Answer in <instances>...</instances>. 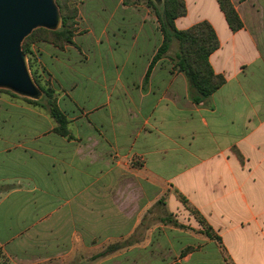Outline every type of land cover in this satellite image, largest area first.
I'll return each mask as SVG.
<instances>
[{
  "label": "crops",
  "instance_id": "1",
  "mask_svg": "<svg viewBox=\"0 0 264 264\" xmlns=\"http://www.w3.org/2000/svg\"><path fill=\"white\" fill-rule=\"evenodd\" d=\"M191 1L207 11L184 22L185 0L175 24L213 26L219 47L209 62L225 77L203 103L189 99L167 58L144 82L161 35L150 14L122 0L92 2L93 25L109 33L104 43L92 32L84 39L86 62L76 60L80 32L76 46L38 50L75 139L55 133L45 111L0 99L2 257L40 263L80 242L101 250L134 234L99 264H264V0H231L236 31L216 0ZM162 210L184 227L152 219Z\"/></svg>",
  "mask_w": 264,
  "mask_h": 264
},
{
  "label": "trees",
  "instance_id": "2",
  "mask_svg": "<svg viewBox=\"0 0 264 264\" xmlns=\"http://www.w3.org/2000/svg\"><path fill=\"white\" fill-rule=\"evenodd\" d=\"M131 0H122L123 5H133ZM221 12L224 15L227 25L232 31L239 30L243 24L233 6L231 0H216ZM60 12V25L56 29L37 28L33 29L22 42L21 48L25 54H33L30 43L37 40H45L58 49L65 46H76L73 38L79 33L77 27L78 10L76 6H70L67 0H55ZM146 7L152 12L157 23V29L161 35V42L152 55L148 67L145 72L144 82L148 80L150 72L154 64L162 59L167 58L172 69L183 73L188 84L189 99L195 103H203L209 96L217 90L224 82L225 77L221 73H215L210 62L209 56L219 47V40L213 26L207 20H200L186 28H178L175 20L184 16L187 12L185 0H145ZM138 6V5H134ZM31 71L35 83L39 89V96L36 98L23 99L31 106L39 108L47 113L53 120L54 126L52 130L67 138L75 139V136L69 128L70 120L66 114L60 109L57 103L58 92L54 87L46 81H41L42 77L37 70L30 64ZM48 76L49 73H47ZM16 96V95H14ZM182 203L185 200L180 197ZM163 200L159 199L155 203V207L149 210L153 213L160 208ZM192 213L196 212L191 209ZM152 219L158 220L163 224H170L177 227H184L179 224L175 217L165 210ZM146 214L139 224L145 226ZM205 233L210 238V228L207 227ZM217 241L218 237H214ZM134 234L123 241H115L108 243L103 249L97 251L90 256L91 264L111 253L131 245L137 241ZM186 248L181 255L189 251Z\"/></svg>",
  "mask_w": 264,
  "mask_h": 264
},
{
  "label": "water",
  "instance_id": "3",
  "mask_svg": "<svg viewBox=\"0 0 264 264\" xmlns=\"http://www.w3.org/2000/svg\"><path fill=\"white\" fill-rule=\"evenodd\" d=\"M60 12L54 0H0V86L30 98L39 96L21 50L33 29H56Z\"/></svg>",
  "mask_w": 264,
  "mask_h": 264
},
{
  "label": "rangeland",
  "instance_id": "4",
  "mask_svg": "<svg viewBox=\"0 0 264 264\" xmlns=\"http://www.w3.org/2000/svg\"><path fill=\"white\" fill-rule=\"evenodd\" d=\"M93 1L94 0H67V3L70 6H76L77 7V10H78V16H77V27L78 28L77 29L80 32V35L82 36L83 41L85 42L84 39L89 38V36H90L89 33L92 32L94 35H96V38L98 41L104 43L107 40L106 36L109 33V32H107V31H109V29L107 27L108 25H103V24L102 25L98 24L96 26L93 25L95 23V20H94V17H92L91 12H90V9L93 5V3H92ZM54 2H55V0H54ZM130 2H132L133 5H138L141 9L146 11L148 14H150L155 19L152 12L146 7L145 0H131ZM189 6L191 9V14L187 18L184 19L185 20L184 22H193V21L198 20L199 19L198 16L205 13L208 9L207 5H202L199 2L193 3V1H191V0H189ZM37 28H41V27H37ZM37 28H35V29H37ZM22 42H21V45H22ZM45 45H52V44L45 41V40H42V39L30 43V48H31L33 54L28 55L22 51L24 53V56H25V63L27 65L28 71H29L30 76H31L32 80L34 81V83H35V80L33 78V74L31 71L30 64H33V67L37 70L38 74L41 75V77H42L41 81L48 82L49 84H51L54 87V89L56 91H58L57 90L58 89L57 84L53 82V80L51 79L50 76H48L45 68L42 66V64L38 60V50L42 46H45ZM101 48H103V46ZM21 50H22V48H21ZM77 50H78L80 55H77L76 60H79L80 62H86L88 51H89L88 48L86 49V42L84 44H82L81 46H78ZM35 85H36V83H35ZM58 92L60 95L62 94L60 91H58ZM14 95H16V96H14ZM24 97H26V96L16 94L12 90L0 86V99L1 100H9L12 102L28 104L23 99ZM27 98H30V97H27ZM62 99H65V97H63ZM61 103H63V105L61 106L62 109L67 111V108H65V106H64L65 100H64V102H61ZM115 239H117V238H110V240H115ZM102 244H103V242L101 244L99 242V243H94L91 245H88V244L83 245L80 242L79 247L76 246V248L72 249L71 251H69L67 253H64L62 256H59L55 259H51L49 261L40 262V263L38 262V263H34V264H91L90 256L92 254L96 253L97 251H99ZM99 262H100V260L95 262L94 264H99ZM130 263L131 262H128V264H130ZM0 264H15V263H13V261H11L9 259L2 257L1 253H0ZM116 264H120V263L117 262ZM123 264H126V263H123Z\"/></svg>",
  "mask_w": 264,
  "mask_h": 264
}]
</instances>
